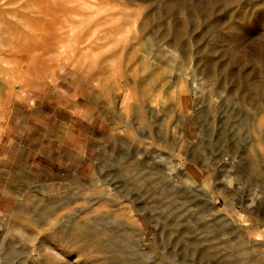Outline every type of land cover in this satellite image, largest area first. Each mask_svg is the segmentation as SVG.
<instances>
[{
	"label": "rangeland",
	"instance_id": "1",
	"mask_svg": "<svg viewBox=\"0 0 264 264\" xmlns=\"http://www.w3.org/2000/svg\"><path fill=\"white\" fill-rule=\"evenodd\" d=\"M263 135L264 0H0V264H264Z\"/></svg>",
	"mask_w": 264,
	"mask_h": 264
},
{
	"label": "bare ground",
	"instance_id": "2",
	"mask_svg": "<svg viewBox=\"0 0 264 264\" xmlns=\"http://www.w3.org/2000/svg\"><path fill=\"white\" fill-rule=\"evenodd\" d=\"M173 128L170 129L168 127L166 128L164 132L163 142L165 143V146L170 148V154L168 156H162L160 153H158V151L155 148L151 146L145 151L146 157L141 156V158H137L136 160H133L132 162H128V159L124 158L125 161L124 163H122L123 157L120 155H117V158L120 160V164L122 163L120 167L122 171H124V173L122 174V178L120 180L118 178L115 182V184L117 185V192L122 197H124L125 200L129 202L137 201L139 200V198L142 200L147 199L146 200L147 202L145 201V203L143 204L140 203L142 205L139 204L138 206L139 209L143 212H151V213L157 214V216L158 215L162 216L164 212L162 210L163 205L161 202H159L161 200L159 201L156 200V197L160 195L157 194L156 196L152 192V188L154 187L153 184H155V182L157 181H160V182L164 181V183L166 181H171L173 184H175L173 186L176 187V185H179V181H180L179 177L183 173V172L181 173V170H180L182 169L181 164L176 163L177 160H179L180 158V150H179L180 148L177 145V135L175 134V132H173ZM167 129L170 131L169 137L168 136L165 137V135L167 134ZM146 133H147V138L150 140L149 144L152 145L153 139L155 137L154 136L155 134L152 128L149 127ZM262 140L264 142V135L262 137ZM129 159H131V155ZM169 159L170 161L169 163H167ZM168 168L170 169L169 171H171L170 173H166V169ZM163 196H167V195L164 194ZM210 205L213 206L214 204L211 203ZM219 221L223 223H227L229 221L231 222V218H228L227 215L222 214ZM237 223L239 225V229L243 230L242 222L239 221ZM57 235L58 237H60V239L62 240L65 239L64 230L60 231ZM85 240L86 242H88L89 239L85 238ZM209 245H210L211 254L216 257L218 253L215 250L214 241H209ZM51 252H52L51 253L52 255L50 256V260L56 262L57 258L59 259V261L63 259L62 255L56 252V250H54L53 248L51 249ZM199 254H203V252H199ZM11 257H12L11 255H8V258H11ZM45 263H48V262H45Z\"/></svg>",
	"mask_w": 264,
	"mask_h": 264
}]
</instances>
